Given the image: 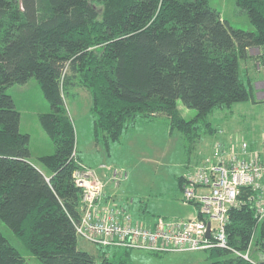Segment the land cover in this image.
I'll return each instance as SVG.
<instances>
[{
    "label": "trees",
    "instance_id": "trees-1",
    "mask_svg": "<svg viewBox=\"0 0 264 264\" xmlns=\"http://www.w3.org/2000/svg\"><path fill=\"white\" fill-rule=\"evenodd\" d=\"M235 2L253 31L231 27L208 0H0V219L42 264H129L133 250L116 247V259L103 251L96 263L77 247L81 189L72 178L66 90L90 91L93 136L105 144L118 141L137 117L158 114L191 140L199 136L197 123L213 131L206 120L212 109L249 98L238 59L264 47V0ZM32 77L51 108L38 114L54 147L38 157L48 175L29 161V134L19 131V111L6 91ZM177 101L195 116L184 119ZM182 182L181 175L180 188ZM259 194L240 188L227 214L230 248L202 250L203 264H264ZM251 248L263 256L258 262L231 251ZM0 264H28L1 232Z\"/></svg>",
    "mask_w": 264,
    "mask_h": 264
},
{
    "label": "rangeland",
    "instance_id": "rangeland-1",
    "mask_svg": "<svg viewBox=\"0 0 264 264\" xmlns=\"http://www.w3.org/2000/svg\"><path fill=\"white\" fill-rule=\"evenodd\" d=\"M208 2L231 27L254 30L246 12L236 5L235 0ZM251 52H257L256 48H252ZM261 65L250 55L238 59L239 78L246 87L249 98L235 102L230 107L212 109L206 120L213 131L205 133L204 123H197L199 136L193 140L186 138L180 130L171 128L165 114H158L148 118L137 117L127 127L128 130L126 128L123 131L118 141L105 144L101 137L96 139L93 136L95 113L91 109L90 91L84 87L68 88L64 94V103L73 123L78 158L102 176L105 188H116V203L125 207L123 209L131 215L134 222L156 218H185L193 213V206L182 203L178 178L206 159H211L216 143L229 147L231 144L238 146L244 142L250 150L264 148V78L261 76ZM6 91L13 97L19 111V131L29 134V160L46 173L47 169L38 161V157L51 154L54 150L48 151L53 144L41 127L38 114L49 112L50 104L34 77L24 84H13ZM177 108L179 114L187 120L196 114L195 109L187 108L179 101ZM253 145L257 146L252 147ZM114 170L119 174L126 173L127 177L114 183L110 179ZM107 183L109 184L106 185ZM0 232L28 264H42L1 219ZM77 247L93 255L96 263L101 262L103 251L108 252L111 259L122 254V248H101L79 236ZM240 253H246L248 261L251 257L258 262L263 257L252 248ZM203 254L202 250L153 254L133 249L128 263L203 264Z\"/></svg>",
    "mask_w": 264,
    "mask_h": 264
},
{
    "label": "built area",
    "instance_id": "built-area-1",
    "mask_svg": "<svg viewBox=\"0 0 264 264\" xmlns=\"http://www.w3.org/2000/svg\"><path fill=\"white\" fill-rule=\"evenodd\" d=\"M214 149L211 159L182 175V203L192 205L193 213L179 219L156 218L153 222H134L122 207L103 204L105 182L102 176L78 161L74 149L70 157L77 166L72 178L81 189L76 234L98 246L155 253L230 248L226 236L227 214L229 208L237 204L241 187L249 186L260 192L255 199L256 212L259 218L264 215V148L250 150L243 142L229 147L216 143ZM126 177V173L114 170L110 179L116 183ZM231 251L247 258L246 253Z\"/></svg>",
    "mask_w": 264,
    "mask_h": 264
},
{
    "label": "crops",
    "instance_id": "crops-1",
    "mask_svg": "<svg viewBox=\"0 0 264 264\" xmlns=\"http://www.w3.org/2000/svg\"><path fill=\"white\" fill-rule=\"evenodd\" d=\"M251 49L252 48H250L249 49V55L251 56V57H253V59L255 60V62H260L262 65H261V68H262V74H261V76H263V78H264V47H260V48H257L256 47V51L257 52H255V53H252L251 52ZM263 83V82H262ZM264 84V83H263ZM126 130H128V128L126 129ZM252 144H255V143H252ZM255 146H257V145H255ZM254 145L252 146V147H255ZM54 150V147L53 146H50V148L48 149V151L50 150ZM31 156V155H30ZM40 156V155H39ZM81 162H83L81 159H79ZM30 161V160H29ZM31 162V161H30ZM32 163V162H31ZM33 164V163H32ZM33 165H35V164H33ZM39 170H41L43 173H45L41 168H39L37 165H35ZM46 175H48L49 174V171L47 170L46 171V173H45ZM109 183H107L106 185H108ZM105 191H106V193L104 194V197H103V199H102V201H104V202H107V204H114V205H116V206H118V207H122V208H124L125 209V207L123 206V205H120V204H118V203H116V193H117V190H116V188L114 189V187L113 186H106V188H105ZM187 205V204H186ZM191 215V213H189L186 217H188V216H190Z\"/></svg>",
    "mask_w": 264,
    "mask_h": 264
},
{
    "label": "water",
    "instance_id": "water-1",
    "mask_svg": "<svg viewBox=\"0 0 264 264\" xmlns=\"http://www.w3.org/2000/svg\"><path fill=\"white\" fill-rule=\"evenodd\" d=\"M209 227V226H208ZM206 235L208 236V231L206 232Z\"/></svg>",
    "mask_w": 264,
    "mask_h": 264
}]
</instances>
